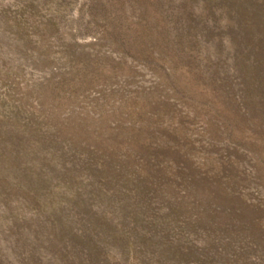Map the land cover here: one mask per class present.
Instances as JSON below:
<instances>
[{"label": "rangeland", "instance_id": "rangeland-1", "mask_svg": "<svg viewBox=\"0 0 264 264\" xmlns=\"http://www.w3.org/2000/svg\"><path fill=\"white\" fill-rule=\"evenodd\" d=\"M0 264H264V0H0Z\"/></svg>", "mask_w": 264, "mask_h": 264}]
</instances>
